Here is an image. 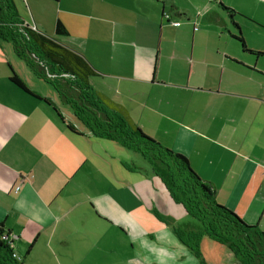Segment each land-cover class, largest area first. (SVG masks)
Masks as SVG:
<instances>
[{
  "label": "crops",
  "instance_id": "1",
  "mask_svg": "<svg viewBox=\"0 0 264 264\" xmlns=\"http://www.w3.org/2000/svg\"><path fill=\"white\" fill-rule=\"evenodd\" d=\"M46 1L61 8L34 25L54 35L57 20L65 24L64 41L102 73L95 91L185 155L220 204L264 231V56L244 52L233 37L241 32L249 49L264 52L252 40H264V17L224 0ZM210 12L208 23L201 15ZM10 44L0 40V223L17 257L24 264H201L170 226L187 214L184 206L139 166L137 153L91 135L18 71L65 122L17 87ZM209 242L217 244L203 236L202 248H215Z\"/></svg>",
  "mask_w": 264,
  "mask_h": 264
},
{
  "label": "trees",
  "instance_id": "2",
  "mask_svg": "<svg viewBox=\"0 0 264 264\" xmlns=\"http://www.w3.org/2000/svg\"><path fill=\"white\" fill-rule=\"evenodd\" d=\"M224 8L234 17L233 9ZM68 35L69 31L60 19L55 34L50 35L36 25L25 24L13 0H0V40L11 42L15 54L25 60L37 76L55 86L76 122L91 135L115 141L140 154L171 197L184 206L189 216L200 221L201 230L186 232L175 228V232L179 240L200 258L201 264H208L200 249L203 236L225 245L241 264H264V231L220 204L213 184L200 177L185 155L156 141L124 107L96 92L90 79L102 73L88 57L64 41ZM233 37L244 52L264 56V52L247 47L241 32ZM10 69V80L17 87L51 104L59 115L58 107L49 98L32 91L12 66ZM59 118L65 120L62 114ZM67 128L78 133L71 121L67 122ZM10 236L11 232L0 223V264H24L14 256Z\"/></svg>",
  "mask_w": 264,
  "mask_h": 264
},
{
  "label": "rangeland",
  "instance_id": "3",
  "mask_svg": "<svg viewBox=\"0 0 264 264\" xmlns=\"http://www.w3.org/2000/svg\"><path fill=\"white\" fill-rule=\"evenodd\" d=\"M24 0H13L14 4L17 7L18 13L23 16V18L29 22L28 24L30 26L34 25V21L36 17L42 18L44 17L47 13H49V10L52 9V11H56L57 13L59 12L58 10H60V5L61 2L58 3H54L51 1H46V0H27L29 2L27 3H23ZM33 1H38V3H34ZM60 1V0H59ZM65 1V0H63ZM68 2H71V0H67ZM178 2L181 4V6H186L190 4V1L188 0H178ZM216 2V0H215ZM223 2H226L227 4L230 5H235V6H241V8H244V10H246V12L249 13H253V12H257V16H259L260 18L264 17V3H261L260 6L258 7L257 4L259 3L258 1H254V0H224ZM67 3L64 2L63 5ZM74 4H83L86 3L85 0H73ZM210 3H213V1H211ZM209 3V4H210ZM29 4V6H28ZM225 4V3H224ZM169 4H167L166 8H169ZM231 7V6H230ZM189 8V7H186ZM192 8L194 9L193 5ZM233 8V7H231ZM258 8V10H257ZM63 10V9H62ZM206 9H204L203 11H205ZM236 10V9H235ZM200 13V12H199ZM207 13V12H206ZM204 13L201 15V17L204 16V19L206 20V22L211 23L210 22V14L209 16ZM241 13V12H240ZM33 15V18L32 16ZM262 16V17H261ZM245 17V16H244ZM247 18V17H246ZM180 20H185V18L181 17L179 18ZM238 19H241L242 21H245V18H241L238 17ZM252 21H254L255 23H257V19H250ZM260 25L262 23L258 22ZM263 25V24H262ZM198 26H202V22L200 21L198 23ZM264 26V25H263ZM241 27V26H240ZM242 29V27H241ZM243 31V30H242ZM54 34V33H53ZM244 35V34H243ZM252 40L255 42V45L257 46V44H264V40H260L258 38H256L255 36L252 37ZM10 48V57L11 60L14 62L15 64V69L13 67V69L17 72H19L20 74H22V76L31 84H33V86L40 88L38 90H40L41 92L51 96V97H55L60 105H61V109L64 113H70V108L68 105L63 104L59 93L57 91V89L55 88V86H53L51 83L47 82L45 79L37 76V74H35V72L32 70V68L27 64V62L21 58H19L18 56H16V54L14 53V50L11 46V44L9 45ZM98 78L97 77H93L90 79L91 84H97ZM137 155V160H138V164L139 166H143L144 168L149 169L150 166L148 165V162L140 155V154H136ZM150 170V169H149ZM156 213V211L154 212ZM164 215V214H163ZM182 215V214H181ZM170 226L177 228V229H182L186 232L188 231H194V230H201V223L200 221H198L197 219L193 218L192 216H189L188 214H184L183 217L180 220L177 221H170ZM207 241V238H204ZM209 241V240H208ZM212 243V242H209ZM212 245H215V248H211V247H206L205 245V249L202 248V245L200 243V249L201 252L203 254V259L207 260V261H211L213 262V264H231L235 259V256L230 253L231 251L222 244L219 243H212ZM204 246V245H203ZM191 251V250H190ZM230 251V252H229ZM195 257L200 260V258H198L196 256V254L194 252H192ZM206 254V256H205ZM201 261V260H200Z\"/></svg>",
  "mask_w": 264,
  "mask_h": 264
},
{
  "label": "built area",
  "instance_id": "4",
  "mask_svg": "<svg viewBox=\"0 0 264 264\" xmlns=\"http://www.w3.org/2000/svg\"><path fill=\"white\" fill-rule=\"evenodd\" d=\"M164 18L167 19L168 21H170L171 23H173L174 25H180L181 23L180 22H174V21H171V15L168 13V12H164ZM196 29H198L196 27ZM20 189V187L18 186L17 187V191ZM14 256L17 257V255L14 253ZM18 258V257H17ZM19 259V258H18Z\"/></svg>",
  "mask_w": 264,
  "mask_h": 264
},
{
  "label": "water",
  "instance_id": "5",
  "mask_svg": "<svg viewBox=\"0 0 264 264\" xmlns=\"http://www.w3.org/2000/svg\"><path fill=\"white\" fill-rule=\"evenodd\" d=\"M57 111V109H55ZM58 112V111H57ZM59 116H60V113H59ZM64 121V120H63ZM65 122V121H64Z\"/></svg>",
  "mask_w": 264,
  "mask_h": 264
}]
</instances>
